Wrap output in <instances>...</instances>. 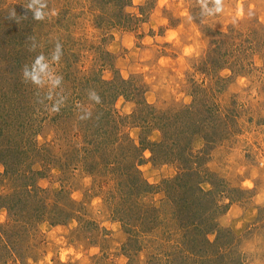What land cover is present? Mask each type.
I'll use <instances>...</instances> for the list:
<instances>
[{
  "label": "rangeland",
  "instance_id": "rangeland-1",
  "mask_svg": "<svg viewBox=\"0 0 264 264\" xmlns=\"http://www.w3.org/2000/svg\"><path fill=\"white\" fill-rule=\"evenodd\" d=\"M31 2L0 0V31L14 32L7 37L0 32L2 43L8 42V54L0 52V74L6 69L8 78L19 75L40 54L50 60L59 43L61 59L51 67L62 79L54 88L50 82L39 87L30 80L41 92H33L30 100L22 99L30 106L14 120L24 123L23 130L5 138L19 142L20 150L23 136L39 131L37 140L45 149L38 155L31 150L22 153L28 156L26 165L40 175L1 177L0 194L6 196L22 183H33L46 191L49 202L69 209L66 215H46L59 224L40 222L29 233L22 219L21 242L14 246L21 258L13 264H196V255H212L215 260L205 264H221L215 256L218 251L228 264H264V0H221L219 13L213 10L215 0H131L125 9L128 18L117 23L110 16L97 18L104 8L102 0L96 6L90 0H46L45 11L54 10L57 16L48 15L45 25L33 18L27 7ZM16 28L35 31L38 38L45 33V41L23 40L18 45L24 37L15 39ZM28 43L35 45L32 53L24 46ZM100 80L111 82L107 93L130 91L128 96L113 100V127L106 139L121 138L116 139L118 153L129 158L131 153L132 162L135 159L128 142L124 152L120 150L123 135L137 143L143 141L139 176L153 188L143 202L156 207L160 218L165 214L164 219L177 227L179 221L170 215L174 207L165 203V184L180 173V166L162 162L165 151L159 149L155 157L150 151L151 143L162 142L161 130L172 138L169 131L173 134L174 126L164 128V121L156 123L144 103L166 115L180 113L184 106L195 111L191 115L183 111V116L191 117L183 118L189 129L181 126L172 136L183 137L182 145L188 143L185 153L191 151L197 158L198 177L185 176L183 181L198 179L200 188L212 193L197 207L201 219L217 226L209 230L204 224L206 236L199 231H179L166 243L161 241L163 234L173 227L165 225L149 232L148 227L139 226L133 212L131 218L121 213L127 202L137 204L141 194L135 187L131 195L125 193L129 187L121 177L127 172L125 165L109 173L98 164L115 161L114 152L94 149L99 135L91 138L88 130L97 129L98 108L91 94L107 96L100 89ZM121 80L129 86L121 85ZM15 93L20 95L21 90ZM81 96L87 98L77 110L74 105L81 102ZM209 102L221 114V120L211 125L201 121L198 110ZM43 104L44 117L38 111ZM53 105L59 110L52 111ZM195 122L198 125H193ZM222 123H228L229 131ZM1 148L0 176L3 160L16 161L17 169L28 167L18 165L17 159L24 158L19 152ZM62 190L64 197H53ZM7 218V212L0 210V224H6ZM129 219L131 228L123 223ZM181 233L192 240L184 249L193 257L170 262L171 255L184 252L183 246L176 244L182 242Z\"/></svg>",
  "mask_w": 264,
  "mask_h": 264
},
{
  "label": "trees",
  "instance_id": "trees-1",
  "mask_svg": "<svg viewBox=\"0 0 264 264\" xmlns=\"http://www.w3.org/2000/svg\"><path fill=\"white\" fill-rule=\"evenodd\" d=\"M102 2L104 4L103 5L104 8L102 11H98L99 15L97 16V18L98 17L106 18L110 16L113 18V22L115 21L114 18L116 19V23L117 20L119 19L125 20L126 18H128V16L125 14V9L130 6L131 0H102ZM90 3L96 6L97 4L101 3V0H90ZM45 20L48 19L45 18ZM39 21L40 24L45 25L44 20L42 22L41 20ZM14 30H15V39L17 38L20 39L24 37L22 41L17 42L18 45L24 43L23 40L26 41L38 40V43H41L40 41L43 40L45 41L46 38L45 33L44 36L40 35L41 38L40 37L38 38L37 36H34L35 31H31L27 29L28 31L24 32V31H20L18 28ZM0 32L2 34L1 36H6V37L14 34L13 31L3 32V30H1ZM7 43L8 42L2 43V40H0V44H2V47L0 46V52L3 54H8V50L5 51L6 48L8 47L5 46L7 45ZM40 45L41 44H39L38 48L41 51L43 48L40 49L41 48ZM24 46H28L31 49V53H32L34 47H32L31 43H28V45H24ZM31 53H30V57H31ZM23 59H26V57ZM34 60L35 59L30 60L28 62V65L22 68V73L19 75L18 73L12 74V76L8 78L7 76L8 72L6 69L3 70L4 71L3 74H0V119H1L0 150H2L1 147H5L4 148L5 151L10 153L19 152L20 155L22 156H24V154L22 153L24 151L27 152L28 150H31L35 152L36 155H38L41 154V151L43 149H45V144L41 145L37 140V137L39 136V131L33 132L32 134H28L27 138H24L23 136L20 150H18V146H17L19 142L16 143V141H13V139L5 138V136L12 137L13 131H19L20 133L21 130H23L22 128L24 126V123H22L21 120L20 121L14 120L18 118L20 114L22 115L25 112V107L30 106V104L25 105L24 103H22V99L28 100L29 98L30 100L31 97L29 96L33 92L34 95L36 94L35 92H41L36 87V85L30 84L29 83L30 80L25 79L23 75L24 69L26 67L29 68V70L31 69V65L33 64ZM23 62H18V63L22 64ZM100 83L102 86L100 89L103 88V90H105V92L107 93V91L110 89L109 86L111 85L110 84L111 82H105L103 80H100ZM121 85L129 86V83H127L125 80H121ZM16 89L21 90V94L19 93L20 95H16L15 93ZM23 93L26 94L22 95ZM129 93L130 91H128L127 88H125L117 93L116 92L107 93V96L101 93L96 94L99 97V101H100L99 103L94 102L95 103L94 107L96 106L98 108V112L95 115L96 118L95 125L97 126V129H94L95 132L90 130V128L88 129L89 132H91L90 133L92 135L91 138H93L96 135H99L98 139L96 140L98 144H95L96 146L94 149H101L102 152L104 151L109 153L114 152V157H115L114 163L105 162L106 160H104L103 164L98 163L99 166L101 167L102 165L103 170L108 169L109 173H113L115 170L120 169V165H125L126 168L125 170L127 172L124 174V176H121L122 179L125 180L124 183H128L129 186L127 187V191L125 193L127 194V196L131 195L133 193L132 188L135 187L137 193L141 194L140 198L136 196L138 197L136 201L137 204L132 202H127L128 206L122 207L120 209L121 213L123 215H126V217L128 216L131 218L132 217L131 213L133 212L137 216L136 219L138 221L139 226L142 229H146L148 227L147 229L149 230V232H153L156 229L164 227L165 225L166 228L173 227V229H169L165 231V233L163 234L165 237L161 241L166 243L173 241L171 240V238L174 237V233H177L179 231L189 232L191 234H194L195 231H199L201 234H204L203 236H206L205 235L206 230H203L202 227L204 226V224H207L209 226L207 227L209 230H213L217 226L214 225L213 222L208 219L207 220L201 219L202 214L201 216H198L199 211L197 207L200 201H203L205 198L207 199L211 198L212 193L204 192L200 188L201 183L198 179L197 182L193 180L190 183L183 181V179H186L184 178L185 176L189 177V179L198 177L199 172L197 171V166H198L196 162L197 158L196 155H194L191 151L190 152L188 151L189 153L187 154L185 153L188 148L187 147L188 143L186 144V146L182 145L181 140L183 139V137L178 139L177 136H174L175 138H173L172 136L178 129H181V126H183L187 131L189 129L187 128V126H189V123L186 122L187 120L184 121L183 118L186 117V119H190L191 117L187 115L183 116V111L185 112V114H190V115L194 114L195 111L194 112L192 111V107L184 106L182 107V109H180V111L182 112L177 113L178 112L177 110L176 112L177 114L174 113V115L173 114L166 115V113L164 112L162 113L158 111L156 112L153 106H151L146 102L144 103V108L149 112H151L150 116L152 119L155 120L156 123L157 121L160 120V121H164L163 124L164 128L168 127L169 125H171L170 128L174 126L173 134H171V132L168 129L170 137L172 138L167 137L166 134L163 133L164 130H161L162 142L153 143V144L152 143L150 144V142L148 143L152 147L150 151L153 157L156 156V151L158 152L160 149L162 151H165V155H166L165 156L166 158L163 159L162 162L167 163L168 161L170 162L172 161L178 163L180 166V173L174 179L168 181L165 184V195H166L165 203L168 206L169 204H171V206L174 207V208H170L171 209L170 215H173L179 221V226L177 227L175 226V224L173 225L172 224L173 222H171L168 218L164 219L165 214H163V218H160L161 215H159L160 213L156 207L150 204L149 205L144 204L145 202L144 199L148 198V196L152 193L153 188L149 184H147L143 179H141L139 176L138 168H139V162L142 159L143 141L137 143L134 142L132 139H130V137H127L125 134L123 135L125 140L124 139L122 140L125 142L123 143V146H120V150L122 151L121 153H123L124 146L126 142H128L129 149L132 151L133 158L135 159L132 162L131 153H130V158L127 157L126 155L125 156L123 155V157H125L123 158L122 155L118 153L119 150L116 148V146L119 144V142L116 141V139L121 140V138L115 137V139L112 142L111 141L109 142V140L106 139L111 137L109 130L112 129L113 127L111 123L112 115L115 114L113 100L117 96H128ZM132 93L133 92H131V95ZM136 95H138V93H136ZM86 98H87L86 96L79 97L78 101L81 102L80 103L75 102L74 107H76L77 110L81 109L82 108L81 105L85 103ZM75 99L76 97L73 98V100ZM43 106H41V109L38 108L39 116L42 117H44L43 111L45 109L44 104ZM85 109L87 110L88 108ZM198 110L200 116L202 117L201 121L203 123L204 122L209 123L210 121V125H211L214 120L216 121L221 120V114L219 113L218 108L215 107L214 103L212 102L211 103L209 102V104L203 107V109L201 107L198 108ZM222 124H224L227 130L229 131L228 123H222ZM193 125H198V124L197 122H195V124ZM104 127L106 128V130L104 129ZM106 132H108L109 136L107 135ZM93 141L95 142V139H93ZM90 142L91 141L89 140L86 143L89 144ZM207 143H210V141L208 140ZM154 148L155 149L158 148V150H155ZM26 159H28L27 155L24 156L23 161L17 159V161L19 162L17 163L18 165H22L21 167L24 168V166H28L25 167L24 170L17 169V165H13L16 163V161L8 162L7 160H3L2 165L4 167V172L0 176V178L5 176H13L15 178H18L19 176L21 178H25L24 177L26 176L25 173H27L28 176L31 174L40 175V172H36L32 170V167H30V165H26ZM129 159L131 160V162L129 161ZM172 193H174V195ZM63 195H65V192L62 190L59 193H54L53 197L56 198L64 197ZM48 197L49 196H47L46 191L44 189L40 188L39 186L33 183H25V184L22 183L21 186L17 187L16 189H13L11 194L9 195L7 194L6 196H4L0 194V210H5L7 212V217H8L6 224H0V264H7L9 262H11L12 264L20 263L21 255L17 253V250L16 248H14V246L17 245L16 243L21 242V234L24 231L21 222L22 219L26 221L24 224L27 228L25 229H27L29 233L30 229H34V227H37L40 224V222L50 221L53 224H59L60 222H57V220L55 219L48 220V218H46V215L50 212L53 213L56 212L57 214L66 215V211L69 208L65 204H58L57 202H49ZM73 203L75 204L76 202L71 201V204ZM210 206L214 207L213 209H216L215 208L216 206H213V203L210 204ZM177 207L179 208L178 210L175 209ZM129 221L130 219L128 220V222L126 221L123 223L124 226L131 228L133 224H131V222ZM19 226L20 228L18 229ZM168 232H173V233L168 234ZM188 236L189 235L185 233L183 234L181 233L182 242H177L176 244L181 248L183 246L182 249L184 252L183 253L176 252L175 254L171 255L169 258L171 259L170 262L175 261L176 259H183L187 261L189 257L191 258L193 257L192 253L184 249L185 243L192 242V240H188ZM185 238H187V240ZM221 253L222 252L218 251V253H216L215 255L216 258H219L221 260V264H228L227 258ZM195 257L196 258H194V260H196V264L198 263L205 264L206 260H209L210 263H212L213 260H215V258H213L212 255L204 256V258H202L203 256L199 257L197 255ZM183 262L185 263V261Z\"/></svg>",
  "mask_w": 264,
  "mask_h": 264
},
{
  "label": "clouds",
  "instance_id": "clouds-1",
  "mask_svg": "<svg viewBox=\"0 0 264 264\" xmlns=\"http://www.w3.org/2000/svg\"><path fill=\"white\" fill-rule=\"evenodd\" d=\"M27 7L30 11H32L33 18L35 20H44L48 15H56L54 10L51 13L45 11L47 8L46 0H32V2L29 3ZM202 7H206V4H203ZM213 10L217 13L222 11L221 0H215ZM33 47H35V45H33ZM61 55V45L59 43L56 44L55 50L51 54L50 60L47 59L43 54L38 55L31 65V69L29 70L27 67L24 69L23 75L25 79L31 80L32 83L39 87H43L45 83L49 82L53 88L58 86L62 78L54 74L51 65L59 62ZM48 98L51 99V90H49ZM91 98L97 103L100 102L99 97L95 93L91 94ZM58 110L59 109L53 105L52 111Z\"/></svg>",
  "mask_w": 264,
  "mask_h": 264
}]
</instances>
